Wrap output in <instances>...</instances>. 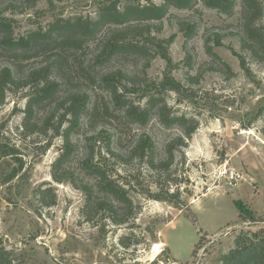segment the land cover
Segmentation results:
<instances>
[{"label": "rangeland", "instance_id": "1", "mask_svg": "<svg viewBox=\"0 0 264 264\" xmlns=\"http://www.w3.org/2000/svg\"><path fill=\"white\" fill-rule=\"evenodd\" d=\"M128 1L136 0H38L35 4L0 0V17L11 21L19 38L44 30L57 19L95 17L105 5L117 2L122 6ZM240 11L238 4L235 13L227 15L201 0L190 10L171 7L162 21L154 22L152 32L171 63L160 55L124 53L97 62L100 42L109 36L110 26L95 41L65 52L67 61L62 70L55 68L53 76L62 80V86L51 105L37 109V119L43 118L44 110L54 111L75 90L88 92L90 108L98 104L100 116L84 115L80 129L72 133L74 152L59 169L62 182L52 176L53 164L62 152V136L51 131L26 136L23 111L31 87L21 85L7 92L0 101V245L13 252L17 263L222 264L242 230L264 232V57L254 59L242 49ZM181 20L196 24L192 37L181 30ZM216 34L219 45L213 41ZM137 38L145 41L147 37ZM209 38L221 60L208 54ZM59 53L60 49H52L22 60L19 74L45 65ZM240 54L246 58L244 67ZM187 55L192 57L191 67ZM5 64L9 62L0 56V66ZM119 69L138 81L165 87L163 96L172 112L198 120V128L185 138L186 145L176 151L168 170L151 171L138 156L130 158L129 149L137 135L146 132L154 139L158 156L164 157L166 142L183 135V130L177 125L165 127L156 116L141 127L115 110L100 77ZM188 74H201L199 82L191 81ZM173 80L176 85L170 83ZM130 97L145 103L138 94ZM107 136L111 148L128 161L106 156ZM90 150L121 181L132 182L130 193L138 207L131 222L113 224L104 212L95 213L89 222L83 215L86 193L76 186L96 183L82 165ZM174 191L177 196L171 201L149 196H169ZM53 198L54 204L45 205ZM239 200L243 211L238 209ZM245 212H252L255 220L244 221L240 213ZM132 231L134 244L126 248L120 237ZM154 243L161 245L159 254L152 252Z\"/></svg>", "mask_w": 264, "mask_h": 264}, {"label": "trees", "instance_id": "2", "mask_svg": "<svg viewBox=\"0 0 264 264\" xmlns=\"http://www.w3.org/2000/svg\"><path fill=\"white\" fill-rule=\"evenodd\" d=\"M30 4H35L38 0H27ZM205 6L216 9L224 14L233 15L238 4L241 11L240 41L241 47L247 51L254 59L260 60L264 57V0H201ZM199 0H162L155 3L151 0L142 2L141 0L128 1L122 6L117 2H112L101 8L95 17L76 16L60 18L53 21L44 30L31 31L24 36L16 38L11 21L5 17H0V56L5 58L9 64L0 66V101L13 87L30 86L31 94L28 97L23 118V132L27 135L47 134L49 131L53 135H60L63 138L62 152L53 164V178L64 181L59 169L74 152L71 135L80 129L83 116L90 113L93 119L100 116V107L94 104L90 108V95L83 90H75L68 94L65 101L57 104L56 109L43 113V118L37 119V109L52 104L56 99L62 83L54 74L55 68L63 69L67 57L66 53L70 49H81L88 41L96 40L98 34L104 27L110 26L111 32L108 37L100 42L101 50L97 56V62L108 61L117 54H138L146 57L160 55L171 63L162 43L153 36L154 22L162 21L169 13L171 7L179 9H194ZM180 28L187 38L196 32V24L180 21ZM138 36H146L145 41H139ZM211 38L206 40L208 54L215 60H221L218 53L213 50L210 44ZM219 45L220 37L216 34L213 40ZM52 49H60L58 57L49 60L45 65L31 68L25 75H20V63L22 60L40 57ZM65 53V54H64ZM192 57L187 55V63L191 67ZM243 67L247 64L246 58L240 54ZM227 71H231L229 65L223 62ZM89 78H93L87 74ZM201 74L191 75L188 78L198 83ZM67 82L70 83V80ZM102 87L111 96L114 109L119 111L129 122L141 127L146 126L154 116L167 128L175 125L181 127L183 135L173 137L165 144V156L159 157L157 146L146 132H140L133 141L129 152L130 158L138 156L140 161L147 164L148 168L155 172H162L170 169L174 162L175 153L182 146L186 145L185 138H191L198 128V120L186 114L173 113L169 107L163 93L165 87H157L156 84H148L136 80L135 76L119 69L108 72L100 77ZM176 85L173 80L170 81ZM35 85V86H34ZM140 95L139 99L145 98V103L135 102L130 94ZM59 116H57V113ZM107 113L111 112L105 108ZM90 116V117H91ZM57 117V118H56ZM55 118L57 119L55 121ZM107 140L106 156L123 159L120 152L111 148V137ZM92 138H89L91 140ZM101 139V138H99ZM48 142L45 147H48ZM128 161V158H124ZM83 169L96 178L93 185L84 184L76 186L86 193V203L83 208V215L87 221H92L95 213L104 212L113 224L122 225L133 220L137 204L130 193L131 181L123 182L110 166L102 159H96V152L90 150L88 156L83 160ZM116 174V175H115ZM1 181V174H0ZM73 184L75 182H72ZM170 193V192H169ZM168 194V192H167ZM157 200L171 201L177 196L174 191L169 196H158L149 194ZM170 197V198H169ZM44 200V198H42ZM45 202V205H52ZM238 209L244 210L242 202L239 200ZM244 221L255 220L252 212L240 213ZM97 225V224H96ZM202 230H198L200 233ZM133 231L129 235H122L120 243L128 248L134 244ZM193 253V252H192ZM0 264H19L13 257V252L0 245ZM222 264H264V232L253 230H242L235 238V246L223 257Z\"/></svg>", "mask_w": 264, "mask_h": 264}, {"label": "bare ground", "instance_id": "3", "mask_svg": "<svg viewBox=\"0 0 264 264\" xmlns=\"http://www.w3.org/2000/svg\"><path fill=\"white\" fill-rule=\"evenodd\" d=\"M160 244L159 243H154L153 246H152V252L154 254H159L160 251H161V248H160Z\"/></svg>", "mask_w": 264, "mask_h": 264}, {"label": "built area", "instance_id": "4", "mask_svg": "<svg viewBox=\"0 0 264 264\" xmlns=\"http://www.w3.org/2000/svg\"><path fill=\"white\" fill-rule=\"evenodd\" d=\"M234 176H235V174H234V172H232V173H231V177L234 178Z\"/></svg>", "mask_w": 264, "mask_h": 264}]
</instances>
